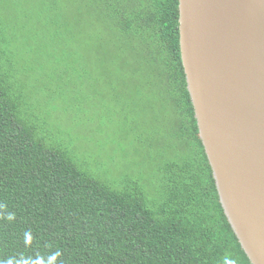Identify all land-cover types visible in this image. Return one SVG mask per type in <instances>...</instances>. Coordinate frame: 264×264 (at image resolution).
Returning <instances> with one entry per match:
<instances>
[{"label": "trees", "instance_id": "obj_1", "mask_svg": "<svg viewBox=\"0 0 264 264\" xmlns=\"http://www.w3.org/2000/svg\"><path fill=\"white\" fill-rule=\"evenodd\" d=\"M179 18V0H0V264H252Z\"/></svg>", "mask_w": 264, "mask_h": 264}, {"label": "water", "instance_id": "obj_2", "mask_svg": "<svg viewBox=\"0 0 264 264\" xmlns=\"http://www.w3.org/2000/svg\"><path fill=\"white\" fill-rule=\"evenodd\" d=\"M180 47L227 219L264 264V0H179Z\"/></svg>", "mask_w": 264, "mask_h": 264}]
</instances>
